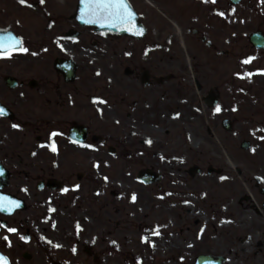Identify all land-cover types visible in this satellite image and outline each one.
Wrapping results in <instances>:
<instances>
[{
    "label": "flooded vegetation",
    "instance_id": "flooded-vegetation-1",
    "mask_svg": "<svg viewBox=\"0 0 264 264\" xmlns=\"http://www.w3.org/2000/svg\"><path fill=\"white\" fill-rule=\"evenodd\" d=\"M127 1L118 32L79 0H0L21 41L0 56V255L113 264L143 190L202 202L212 179L264 259V0Z\"/></svg>",
    "mask_w": 264,
    "mask_h": 264
},
{
    "label": "rangeland",
    "instance_id": "rangeland-1",
    "mask_svg": "<svg viewBox=\"0 0 264 264\" xmlns=\"http://www.w3.org/2000/svg\"><path fill=\"white\" fill-rule=\"evenodd\" d=\"M52 1L58 8L64 4V0ZM161 137L171 141L172 135L162 132ZM196 191L184 188L179 194L182 199H178L174 193L143 190L139 209L129 219L134 221L115 229L113 264H159L167 260L172 261L169 264H195V258L206 252L228 258L222 264H264V259H255L246 251L248 243L240 241L245 233L237 229L230 212L233 206L224 203V193L217 184L212 179L205 184V191L200 192L202 202L192 195Z\"/></svg>",
    "mask_w": 264,
    "mask_h": 264
},
{
    "label": "snow or ice",
    "instance_id": "snow-or-ice-1",
    "mask_svg": "<svg viewBox=\"0 0 264 264\" xmlns=\"http://www.w3.org/2000/svg\"><path fill=\"white\" fill-rule=\"evenodd\" d=\"M20 3H26V0H20ZM93 19L89 20L90 23L99 22L102 19L118 21L123 24H132L133 13L129 10V7L125 0H88V13ZM223 15V13H221ZM9 38L8 41L0 39V56L11 55V52L16 50V45L20 44L21 41L18 38ZM22 51H27V49H20ZM220 109L217 108V111ZM0 114H3V109H0ZM55 135V134H54ZM56 149L53 147V151ZM135 199V196H133ZM7 198L0 197V209H5L11 211V207L5 208L4 202ZM15 204L16 202H9ZM9 232H15L16 229L8 228ZM158 234V233H157ZM147 239V238H145ZM0 264H8L7 258L0 255Z\"/></svg>",
    "mask_w": 264,
    "mask_h": 264
},
{
    "label": "water",
    "instance_id": "water-1",
    "mask_svg": "<svg viewBox=\"0 0 264 264\" xmlns=\"http://www.w3.org/2000/svg\"><path fill=\"white\" fill-rule=\"evenodd\" d=\"M127 3L129 10L133 13V18H137V14L133 11L131 5L127 0H125ZM88 0H79L78 4V9L76 13V17L84 24H93L96 25L99 29L107 31L110 28L112 30L118 31V32H123V23H120L118 21H112V20H107V19H102L99 22L96 23H90L88 22L89 20L93 19V17L89 16L88 14ZM132 18V19H133ZM111 24H113V27H111ZM132 31V29H131ZM141 177L143 175H140ZM144 178V176H143ZM223 261V257H212V256H200L197 259L196 264H221Z\"/></svg>",
    "mask_w": 264,
    "mask_h": 264
},
{
    "label": "bare ground",
    "instance_id": "bare-ground-1",
    "mask_svg": "<svg viewBox=\"0 0 264 264\" xmlns=\"http://www.w3.org/2000/svg\"><path fill=\"white\" fill-rule=\"evenodd\" d=\"M153 249H154V251L156 253L158 248L154 246ZM168 250H169V248H168ZM169 262H172V261L167 260L166 262L159 263V264H169Z\"/></svg>",
    "mask_w": 264,
    "mask_h": 264
}]
</instances>
